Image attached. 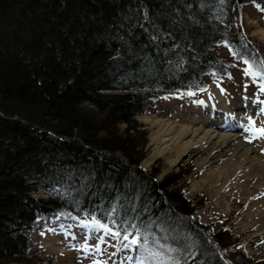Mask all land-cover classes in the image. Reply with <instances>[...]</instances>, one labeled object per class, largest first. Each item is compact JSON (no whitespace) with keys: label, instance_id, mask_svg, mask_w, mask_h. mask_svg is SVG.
Listing matches in <instances>:
<instances>
[{"label":"trees","instance_id":"1","mask_svg":"<svg viewBox=\"0 0 264 264\" xmlns=\"http://www.w3.org/2000/svg\"><path fill=\"white\" fill-rule=\"evenodd\" d=\"M245 4L264 10V0H0V264H40L33 222L71 215L143 233L173 264H264L231 249L238 238L222 224L208 234L190 217L200 203L180 162L159 178L139 166L134 121L155 97L219 77L216 45L235 61L261 55L237 23Z\"/></svg>","mask_w":264,"mask_h":264},{"label":"rangeland","instance_id":"2","mask_svg":"<svg viewBox=\"0 0 264 264\" xmlns=\"http://www.w3.org/2000/svg\"><path fill=\"white\" fill-rule=\"evenodd\" d=\"M237 23L246 36L264 45V10L245 4ZM215 48L220 53L219 58L222 57L226 62L217 71L219 77L203 76L206 84L203 89L183 88L170 94H161L148 102L145 112L135 115L134 121L143 130L145 138V154L139 160V166L146 171H150L153 165L157 166L159 170L155 177L159 178L164 172L180 167V162L185 173V195L200 203L190 217L208 225V234L222 224L230 230L232 237L238 238L231 249L237 248L250 257L263 259L264 136L254 134V130L264 128V67L261 66V62H264V47L253 63H246L245 59L233 60L229 49L223 44ZM255 73L261 75L255 76ZM213 84L220 86L224 99L237 112L234 115L240 120V125L233 130L235 141L251 149L250 155L256 159L259 169V185L254 183V177L240 174L236 156L227 159L232 143L220 148L217 157L211 156L213 154H210L206 145L195 144L181 153L174 163H168L164 154L155 156L149 162L145 161L152 151L150 135L155 129L146 118L160 117L166 121L179 119L186 110L204 105L205 96L212 100ZM233 103H242V106L237 108ZM244 119L247 123H244ZM122 126L119 124V127ZM32 225L28 236L37 256L42 257L40 264H112L111 259L117 254V258L122 256L121 264H137L139 256L133 246L129 249L123 247L129 243L122 238L127 234L115 235L118 231L112 222L99 223L89 216L72 215L58 223L36 219ZM147 248L151 253L148 264H173L168 258L163 261L161 244L157 240ZM229 253V249L222 250L225 259ZM158 256L160 259H155Z\"/></svg>","mask_w":264,"mask_h":264},{"label":"bare ground","instance_id":"3","mask_svg":"<svg viewBox=\"0 0 264 264\" xmlns=\"http://www.w3.org/2000/svg\"><path fill=\"white\" fill-rule=\"evenodd\" d=\"M211 94L212 100L205 96L204 105L186 110L179 119L166 121L160 117L146 118L155 129L150 135L152 151L145 161L149 162L155 156L164 154L168 163H174L181 153L195 144L206 145L210 154H213L211 156L217 157L220 148L232 143L227 159L236 156L240 164V174L244 177H254V183L259 185V169L256 167V159L250 155L251 149L244 148L240 141H235L233 129L240 125V120L234 115L237 112L228 105L222 92L214 84L211 85ZM240 105L242 106V103H233L237 108ZM245 122L247 123V120L244 119ZM225 127L229 129L225 130ZM50 137L53 139V134ZM255 170L258 171L255 173Z\"/></svg>","mask_w":264,"mask_h":264},{"label":"snow or ice","instance_id":"4","mask_svg":"<svg viewBox=\"0 0 264 264\" xmlns=\"http://www.w3.org/2000/svg\"><path fill=\"white\" fill-rule=\"evenodd\" d=\"M245 62L247 63V61ZM261 66L264 67V62H261ZM254 134H259L260 136H264V128L254 130ZM132 227L135 228V225H133ZM115 235L119 236L120 233L117 232L115 233ZM122 238L124 241H129V243L123 245L124 248L129 249L134 245L137 246V250L140 252L139 257L137 258V264H148L149 256L151 255V253L148 251L147 248L148 240L146 235L140 233L138 236L131 239L129 235H123ZM144 253H148V255H145Z\"/></svg>","mask_w":264,"mask_h":264}]
</instances>
